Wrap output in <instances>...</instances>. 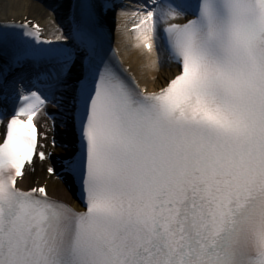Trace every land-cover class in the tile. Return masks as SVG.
Returning <instances> with one entry per match:
<instances>
[{
    "label": "snow or ice",
    "instance_id": "6c2138e0",
    "mask_svg": "<svg viewBox=\"0 0 264 264\" xmlns=\"http://www.w3.org/2000/svg\"><path fill=\"white\" fill-rule=\"evenodd\" d=\"M117 9L146 66L176 68L156 91L107 54ZM67 19L54 40L12 25L10 47L0 25V264H264V0H71ZM58 128L82 209L18 186Z\"/></svg>",
    "mask_w": 264,
    "mask_h": 264
},
{
    "label": "bare ground",
    "instance_id": "6f19581e",
    "mask_svg": "<svg viewBox=\"0 0 264 264\" xmlns=\"http://www.w3.org/2000/svg\"><path fill=\"white\" fill-rule=\"evenodd\" d=\"M57 6V11H53L51 6ZM66 8V5L58 4L57 2H49L48 0H0V21L10 20H24L35 19L45 28L47 35L56 36L59 34V29H66V23L62 11ZM119 10L111 13L107 18V26L111 27L114 33V38L118 48L121 51V55L125 62V66L129 68V71L135 76L142 88H147L149 91H156L166 81V79L172 76L176 68L165 65L159 71L149 69L146 65L149 63V58L146 53H141L133 45L134 39H128L127 41L121 36L120 21L118 16ZM132 24L129 23V28ZM65 34V33H64ZM132 36V33H129ZM3 123H0V132L3 133ZM57 132H61L58 128ZM62 152L60 148L55 149V153L59 155ZM35 177V176H34ZM39 176L36 175V178ZM35 178V179H36ZM42 181H46L48 184L52 183L53 179L44 177ZM23 188L27 189L26 180L21 183ZM59 193H55L52 189H49L50 195L53 197H61L72 204L78 206L77 201L73 197L72 193L66 189L65 185L60 186Z\"/></svg>",
    "mask_w": 264,
    "mask_h": 264
},
{
    "label": "rangeland",
    "instance_id": "374dc122",
    "mask_svg": "<svg viewBox=\"0 0 264 264\" xmlns=\"http://www.w3.org/2000/svg\"><path fill=\"white\" fill-rule=\"evenodd\" d=\"M60 185H61V182H59L58 178L54 177V178H53V181H52V183H51V188H52V190L55 191V188H56L57 186L59 187Z\"/></svg>",
    "mask_w": 264,
    "mask_h": 264
}]
</instances>
